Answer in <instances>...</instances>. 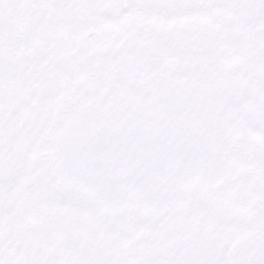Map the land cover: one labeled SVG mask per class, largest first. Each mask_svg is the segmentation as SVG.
Listing matches in <instances>:
<instances>
[{
	"label": "snow or ice",
	"instance_id": "1",
	"mask_svg": "<svg viewBox=\"0 0 264 264\" xmlns=\"http://www.w3.org/2000/svg\"><path fill=\"white\" fill-rule=\"evenodd\" d=\"M0 264H264V0H0Z\"/></svg>",
	"mask_w": 264,
	"mask_h": 264
}]
</instances>
